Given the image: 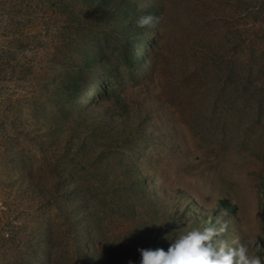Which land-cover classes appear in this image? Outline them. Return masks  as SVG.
Listing matches in <instances>:
<instances>
[{
    "label": "rangeland",
    "instance_id": "obj_1",
    "mask_svg": "<svg viewBox=\"0 0 264 264\" xmlns=\"http://www.w3.org/2000/svg\"><path fill=\"white\" fill-rule=\"evenodd\" d=\"M0 187V264H127L217 216L264 253V0H0Z\"/></svg>",
    "mask_w": 264,
    "mask_h": 264
},
{
    "label": "clouds",
    "instance_id": "obj_2",
    "mask_svg": "<svg viewBox=\"0 0 264 264\" xmlns=\"http://www.w3.org/2000/svg\"><path fill=\"white\" fill-rule=\"evenodd\" d=\"M154 19L158 21L152 16H142L136 23L144 27ZM229 223L219 216L209 217L172 238L164 235L166 247H137L138 260L129 259L127 264H264V253L258 246L253 249L251 241L242 240L239 235H225Z\"/></svg>",
    "mask_w": 264,
    "mask_h": 264
},
{
    "label": "trees",
    "instance_id": "obj_3",
    "mask_svg": "<svg viewBox=\"0 0 264 264\" xmlns=\"http://www.w3.org/2000/svg\"><path fill=\"white\" fill-rule=\"evenodd\" d=\"M118 7L116 9V11L114 13H112V15L114 16L115 20L120 24V26L122 27V29H125L126 27V32L130 35V36H137L138 35V29L136 28V22L135 19L130 15L129 12H131V7L126 5L127 3H124V1L117 3ZM127 13L126 15L123 16V13ZM141 41V40H140ZM138 50H136L135 48H131L128 49L125 54H124V60L126 61V63L129 66L132 65H136L138 63V53L136 52ZM220 204L227 210H233L234 208H236V205H232L231 206V202L228 199H220ZM92 257L96 254V252H92L91 253ZM99 260L101 262V264H106L107 263V258H104V255H98Z\"/></svg>",
    "mask_w": 264,
    "mask_h": 264
},
{
    "label": "built area",
    "instance_id": "obj_4",
    "mask_svg": "<svg viewBox=\"0 0 264 264\" xmlns=\"http://www.w3.org/2000/svg\"><path fill=\"white\" fill-rule=\"evenodd\" d=\"M5 210H6V205H5V202H4V196H3L2 189L0 187V219H1V216L4 213ZM0 229H2L1 220H0ZM3 234L5 236H9V232L7 231L6 228L3 229Z\"/></svg>",
    "mask_w": 264,
    "mask_h": 264
}]
</instances>
